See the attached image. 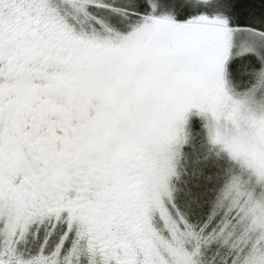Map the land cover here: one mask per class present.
<instances>
[{"label": "flooded vegetation", "instance_id": "1", "mask_svg": "<svg viewBox=\"0 0 264 264\" xmlns=\"http://www.w3.org/2000/svg\"><path fill=\"white\" fill-rule=\"evenodd\" d=\"M34 1L0 13V264H146L142 185L122 179L168 111L171 65L100 54Z\"/></svg>", "mask_w": 264, "mask_h": 264}, {"label": "rangeland", "instance_id": "2", "mask_svg": "<svg viewBox=\"0 0 264 264\" xmlns=\"http://www.w3.org/2000/svg\"><path fill=\"white\" fill-rule=\"evenodd\" d=\"M212 1H34L61 29L68 26L70 35L139 71L156 66L158 58L195 71L196 51L188 41L193 35L199 52L207 48L212 57L206 78L201 76L204 98L195 92L202 85L197 76L179 88L176 100L170 85L168 111L156 113L158 123L131 152V174L122 179V184L142 185L131 202L143 227L136 244L146 264H264V37L232 31L217 55L218 21L191 15L198 6L212 10ZM31 2L0 0V13L6 6L30 8ZM236 55L244 62L231 83L242 77L257 82L259 76L255 87L261 91L252 93L253 99L229 86L227 69ZM175 66L169 77L180 72ZM195 122L208 148L211 144L222 158L203 149L200 136L190 132Z\"/></svg>", "mask_w": 264, "mask_h": 264}, {"label": "trees", "instance_id": "3", "mask_svg": "<svg viewBox=\"0 0 264 264\" xmlns=\"http://www.w3.org/2000/svg\"><path fill=\"white\" fill-rule=\"evenodd\" d=\"M190 1V0H189ZM195 0H193L194 2ZM197 2V1H196ZM212 3H216L215 6L212 8V10L206 9V6H198V8L194 11L191 12V15H206V17L209 18H215L214 20L218 21L215 31L217 32V46L215 47L217 55L221 53L223 46H226L228 43V39L230 38V34L232 31L234 32H240V31H249L251 32L254 36L262 35L264 37V0H213ZM187 5V4H186ZM204 5H209L210 3L204 4ZM196 35L189 36L188 41L192 45V47L196 51L195 55V61H196V66L197 69L192 71L191 69H188L186 67H176L174 64H170L172 66H175L176 70H179L180 72L173 73L172 77L170 76L169 79V85H172L175 87L174 91H177V97H174L176 100L179 97L180 91L179 88L183 87L184 84L188 81V85L190 84L189 78H192L194 76H197L201 79L202 85L198 86L195 89L196 95L199 97L205 96V94L202 96L200 93L202 92L203 89H206V83L205 79L202 77L205 75L206 78V69L208 65V61L212 58L209 54L207 53V48L204 49L202 52H199L197 48V42L195 41ZM171 41H174L170 39ZM184 45V44H183ZM227 47V46H226ZM225 47V48H226ZM186 45H184V49H186ZM188 55H190L188 53ZM184 59V56H181ZM163 59H161L162 61ZM231 60V59H230ZM229 60V61H230ZM244 62V56H239L236 55L233 57V60L228 66L227 72H228V83L229 86L233 87L237 93V95L241 94H249L251 95V98L253 99V94L258 93L261 91L260 88H256V84L259 81V76L257 79V82H254L253 80H246L247 77H242L240 80L238 79L235 83H232L236 77H237V69L242 66ZM259 64V63H258ZM258 64L252 67V69L257 70L258 69ZM175 69H172L174 72ZM202 72H199V71ZM171 71V70H170ZM258 71V70H257ZM205 72V74H204ZM208 72V71H207ZM185 78H184V77ZM202 76V77H201ZM183 77V80H182ZM179 80H182L183 83H178ZM185 80V81H184ZM244 82V84H240ZM171 82V83H170ZM240 84V85H239ZM253 93V94H252ZM244 96V95H241ZM204 98V97H203ZM198 122H195L192 128L190 127V132L194 133L195 135H199L201 138V144L203 143V149L208 148L209 146L206 145V140L203 139L202 135L199 132V127H198ZM201 126V124H199ZM201 129L203 130L202 126ZM202 134L204 136V133L202 131ZM208 142V141H207ZM209 143V142H208ZM211 149H209L212 153H215L218 158H222L223 156L221 153L214 148L211 144ZM201 163L205 162L204 155L201 156ZM207 214V213H204ZM208 221V218H207Z\"/></svg>", "mask_w": 264, "mask_h": 264}]
</instances>
